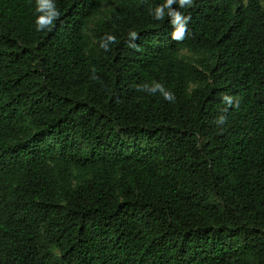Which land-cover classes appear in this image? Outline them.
I'll return each mask as SVG.
<instances>
[{
    "label": "trees",
    "instance_id": "trees-1",
    "mask_svg": "<svg viewBox=\"0 0 264 264\" xmlns=\"http://www.w3.org/2000/svg\"><path fill=\"white\" fill-rule=\"evenodd\" d=\"M0 264H264V0H0Z\"/></svg>",
    "mask_w": 264,
    "mask_h": 264
},
{
    "label": "rangeland",
    "instance_id": "rangeland-1",
    "mask_svg": "<svg viewBox=\"0 0 264 264\" xmlns=\"http://www.w3.org/2000/svg\"><path fill=\"white\" fill-rule=\"evenodd\" d=\"M113 9V6L107 5L103 8V16H109L110 11ZM180 58L184 59L186 62L199 66L202 62H205L209 57L204 52L194 51V50H184L180 53ZM196 85H193L192 88H195Z\"/></svg>",
    "mask_w": 264,
    "mask_h": 264
}]
</instances>
